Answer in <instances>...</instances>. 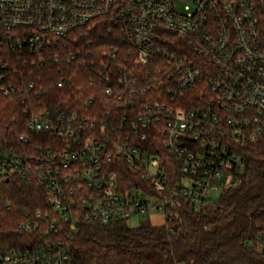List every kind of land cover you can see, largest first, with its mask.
I'll return each mask as SVG.
<instances>
[{
    "label": "built area",
    "instance_id": "1",
    "mask_svg": "<svg viewBox=\"0 0 264 264\" xmlns=\"http://www.w3.org/2000/svg\"><path fill=\"white\" fill-rule=\"evenodd\" d=\"M177 3L0 0L1 97L19 93L24 103L35 87L24 76L29 59L70 39L75 51L60 46L55 59L80 58L91 83L129 110L116 122L110 109L93 117L59 103L22 108L27 133L0 144V188L10 178L37 182L48 207L20 221L22 245L0 243V264H72L84 225L169 214L176 197L199 209L238 183V146L264 134V0ZM104 24L130 48L90 60L91 43L78 49L79 39ZM120 161L141 181L120 179Z\"/></svg>",
    "mask_w": 264,
    "mask_h": 264
},
{
    "label": "trees",
    "instance_id": "2",
    "mask_svg": "<svg viewBox=\"0 0 264 264\" xmlns=\"http://www.w3.org/2000/svg\"><path fill=\"white\" fill-rule=\"evenodd\" d=\"M114 25L104 24L79 39L78 49L87 48L98 60L99 54L116 46L126 54L130 45L122 41ZM67 46L75 51L70 39L47 49L43 60L29 59L24 76L35 87L22 95L0 96V144L5 138L15 139L27 133L26 118L21 110L27 104L59 103L71 110L78 108L85 116H100L110 109L114 120L129 111L113 97H108L91 83L93 70L76 60L54 57ZM65 80L63 86L58 82ZM39 93V96L38 94ZM96 94L90 105L89 96ZM15 119L13 123L12 120ZM245 167L238 183L224 191L213 202L194 209L189 200L176 197L168 205L166 223L141 222L130 226L128 220L108 224L84 225L72 242V264H264V134L256 141L238 146ZM170 164V160L167 159ZM172 169V168H171ZM123 181H141L140 173L120 161L117 166ZM177 177L176 168L172 169ZM48 207L45 191L37 182L26 183L10 178L0 188V243L3 246L22 245L18 225L29 212Z\"/></svg>",
    "mask_w": 264,
    "mask_h": 264
},
{
    "label": "rangeland",
    "instance_id": "3",
    "mask_svg": "<svg viewBox=\"0 0 264 264\" xmlns=\"http://www.w3.org/2000/svg\"><path fill=\"white\" fill-rule=\"evenodd\" d=\"M186 4L191 5V0H178L176 8L178 10H184ZM219 195H220L219 191L211 193V197H213L215 200L219 197ZM166 219H167V213L165 211H156L150 209L141 216L130 218L128 220V224L130 226H137L141 222H150L151 224L161 225L166 223Z\"/></svg>",
    "mask_w": 264,
    "mask_h": 264
}]
</instances>
